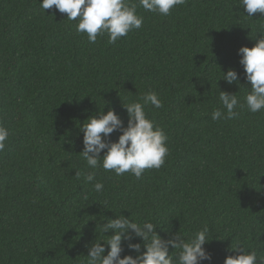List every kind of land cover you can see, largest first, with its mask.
<instances>
[{
	"label": "trees",
	"instance_id": "trees-1",
	"mask_svg": "<svg viewBox=\"0 0 264 264\" xmlns=\"http://www.w3.org/2000/svg\"><path fill=\"white\" fill-rule=\"evenodd\" d=\"M42 2L0 0V122L11 133L0 153V264H85L88 246L108 238L97 225L118 215L156 224L163 239L207 225L212 259L201 264H224L237 243L264 257V112L212 119L219 91L244 104L249 89L223 73L251 87L237 53L264 34V14L247 17L239 0H186L168 16L138 6L139 30L90 43ZM150 91L163 103L145 111L168 137L164 165L140 179L98 169L86 182L81 126L108 110L127 126L122 104ZM124 247L122 258L136 255Z\"/></svg>",
	"mask_w": 264,
	"mask_h": 264
},
{
	"label": "clouds",
	"instance_id": "clouds-1",
	"mask_svg": "<svg viewBox=\"0 0 264 264\" xmlns=\"http://www.w3.org/2000/svg\"><path fill=\"white\" fill-rule=\"evenodd\" d=\"M252 18L253 14H264V0H239ZM186 0H43L39 7L45 10H57L66 14V19L76 21L78 34H86L90 43H96L98 37L108 36V43L115 44L130 32L139 30L143 25V17L138 14L137 7L147 12L168 16L177 6ZM253 47H241L238 50L239 60L243 68L245 80L250 88L240 84L239 74L233 69L223 73V80L229 85L236 84L239 88L249 91L242 105L236 94L219 91L221 108L212 112V119H234L239 116L238 108L247 107L253 114L264 112V34H259ZM221 80V79H220ZM142 101V102H141ZM152 105L159 109L163 103L155 92H148L140 101L122 104L128 115L127 126L114 110L98 112L88 118L80 131L83 133V151L79 154L92 171L84 179L88 183L96 180L97 170L114 172L117 176L125 173L140 179L145 170L160 169L169 155L168 137L164 130L146 115L145 108ZM121 133L113 142V133ZM10 129L0 122V153L7 147ZM103 153V155H101ZM81 173L75 172L80 179ZM104 185L94 184L96 192H101ZM101 237L108 238L103 242L97 239L88 246L85 264H201L211 261V254L205 249L213 237L205 225L196 231L191 238L185 240L177 233L174 237L163 239L157 234L158 226L152 222H135L131 216L118 215L116 219H106L97 225ZM112 233L111 235H106ZM142 243H133L134 240ZM135 256L124 255V245ZM179 250L178 254H169V249ZM108 249L107 254L105 251ZM231 249V250H230ZM229 251L240 253L229 255L224 264H264V257L257 251H245L242 244L231 245Z\"/></svg>",
	"mask_w": 264,
	"mask_h": 264
}]
</instances>
